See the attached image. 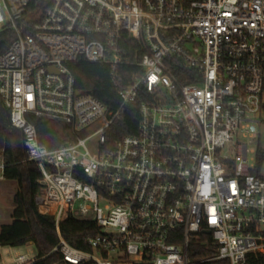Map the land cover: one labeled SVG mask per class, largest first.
Returning <instances> with one entry per match:
<instances>
[{
  "label": "built area",
  "instance_id": "built-area-1",
  "mask_svg": "<svg viewBox=\"0 0 264 264\" xmlns=\"http://www.w3.org/2000/svg\"><path fill=\"white\" fill-rule=\"evenodd\" d=\"M32 1L0 0V34L11 38L0 99L39 171L35 204L54 217L58 241L43 258L10 264L52 255L62 264H247L264 255V177L248 157L264 126V0H50L38 11ZM78 62L108 68L117 109L77 91ZM140 97L136 133L108 145L106 130ZM29 116L100 128L47 149ZM3 170L1 151L0 180ZM67 216L98 227L86 249L61 236ZM192 245L213 254L191 259Z\"/></svg>",
  "mask_w": 264,
  "mask_h": 264
},
{
  "label": "trees",
  "instance_id": "trees-1",
  "mask_svg": "<svg viewBox=\"0 0 264 264\" xmlns=\"http://www.w3.org/2000/svg\"><path fill=\"white\" fill-rule=\"evenodd\" d=\"M50 0H33L30 9L44 10ZM11 40L6 34H0V53L6 50ZM75 79V87L79 93L88 94L99 100L106 111L115 110L120 102L117 89L111 82L109 70L105 66L78 62L71 68ZM127 84V82H126ZM137 102L124 111L120 119L115 121L106 130L108 145L114 141L136 133L138 123ZM34 125L38 142L47 149H57L67 143L76 141L79 132L72 126L28 117ZM22 133L11 127L8 109L4 107L0 99V152L4 160L3 179L17 183L16 192L12 198L13 210L11 223L0 227V246L19 247L32 244L37 252V258L45 257L54 246L58 238L55 230L54 217L39 214L35 204V195L39 189L40 174L36 165L27 159L23 146ZM264 162V151L258 150L256 156V170ZM61 236L73 247L86 249L83 239L87 236L98 234L99 229L93 221L67 216L59 224ZM201 240L208 237L200 234ZM213 254L210 248L203 245H192L189 249L191 259L208 257ZM37 264H62L58 256H48ZM204 264H226L225 262L211 261ZM247 264H264V255H249Z\"/></svg>",
  "mask_w": 264,
  "mask_h": 264
},
{
  "label": "rangeland",
  "instance_id": "rangeland-1",
  "mask_svg": "<svg viewBox=\"0 0 264 264\" xmlns=\"http://www.w3.org/2000/svg\"><path fill=\"white\" fill-rule=\"evenodd\" d=\"M264 99V95H263ZM264 102V100H263ZM262 122H264V110L260 116ZM100 126L91 125L88 129H84L79 132V137L81 139L87 138L92 135ZM95 139L91 138V140L87 143L89 148H92ZM258 150L264 151V126L260 129V140L254 145L249 147V163L251 165H256V156ZM255 173L259 176L264 177V162L255 170ZM17 183L15 181L10 180H0V227L2 225H7L11 223V212L13 210L12 198L14 193L16 192ZM0 255L5 264H10L12 260L21 255H29L32 258L37 257V252L35 247L32 244H27L19 247H9V246H1Z\"/></svg>",
  "mask_w": 264,
  "mask_h": 264
}]
</instances>
